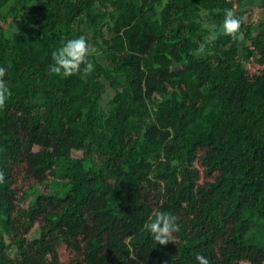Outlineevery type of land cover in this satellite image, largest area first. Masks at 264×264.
I'll return each instance as SVG.
<instances>
[{
	"label": "trees",
	"instance_id": "obj_1",
	"mask_svg": "<svg viewBox=\"0 0 264 264\" xmlns=\"http://www.w3.org/2000/svg\"><path fill=\"white\" fill-rule=\"evenodd\" d=\"M243 3L0 0V264H264V5ZM79 35L94 70L51 71Z\"/></svg>",
	"mask_w": 264,
	"mask_h": 264
},
{
	"label": "clouds",
	"instance_id": "obj_2",
	"mask_svg": "<svg viewBox=\"0 0 264 264\" xmlns=\"http://www.w3.org/2000/svg\"><path fill=\"white\" fill-rule=\"evenodd\" d=\"M241 26V19L234 14L232 9H226L225 15L220 25L221 30L225 34H229L235 38ZM216 34L212 33L209 39H215ZM206 45L201 42L199 47L194 51L196 53H203ZM92 52L91 45L84 35L75 36L62 42L61 46L53 51L52 56L54 63L51 65V71L55 73H63L71 75L81 71L83 64V71L85 73L94 70L95 65L89 59ZM7 69L0 65V107H2L11 94L7 81L3 78ZM3 172L0 171V180L3 179ZM144 229L151 235V237L159 242L165 244L169 240H174V232L179 230L178 217L168 210H157L155 213L145 221ZM196 260L199 264H210L209 258L202 252L195 254Z\"/></svg>",
	"mask_w": 264,
	"mask_h": 264
},
{
	"label": "rangeland",
	"instance_id": "obj_3",
	"mask_svg": "<svg viewBox=\"0 0 264 264\" xmlns=\"http://www.w3.org/2000/svg\"><path fill=\"white\" fill-rule=\"evenodd\" d=\"M262 5H264V0H244L243 6L249 8V11L247 12L245 16V20L255 22L258 16H260L259 6H262ZM41 190H44V188H42ZM24 205L27 206V203H24ZM35 228L36 227H34L29 233V238L36 235ZM241 264H246V263H241Z\"/></svg>",
	"mask_w": 264,
	"mask_h": 264
}]
</instances>
